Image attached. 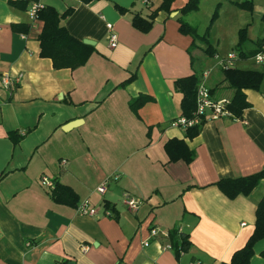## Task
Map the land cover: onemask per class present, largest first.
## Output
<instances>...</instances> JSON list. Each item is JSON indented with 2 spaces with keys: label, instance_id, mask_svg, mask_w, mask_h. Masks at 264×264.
I'll return each mask as SVG.
<instances>
[{
  "label": "crops",
  "instance_id": "crops-1",
  "mask_svg": "<svg viewBox=\"0 0 264 264\" xmlns=\"http://www.w3.org/2000/svg\"><path fill=\"white\" fill-rule=\"evenodd\" d=\"M40 1L59 13L72 8L66 28L94 41L95 50L80 67L55 68L40 56L43 22L29 18V0H0V74H23L12 90L0 85V264L230 261L252 234L264 195V178L234 198L217 184L264 167V67L249 59L264 36V0H215L224 7V52L179 31L180 20L198 28L199 9L179 12L188 0H173L169 13L158 11L148 32L134 28L132 17H148L161 0ZM244 1L248 7L238 4ZM107 23L117 35L114 47ZM20 24L28 31L13 29ZM231 50L241 55L232 68L263 73L260 87L243 90L249 105L240 117L205 119L189 138L171 124L181 113L174 82L193 74L199 79L208 67L213 96L231 99L234 91L216 65V56ZM139 94L151 99L135 113L129 101ZM76 118L83 122L62 130ZM171 138L185 141L190 162L169 159L164 145ZM114 174L117 180L110 179ZM43 175L70 186L78 202L87 199L98 213L82 216L75 206L55 202ZM105 180L101 194L96 187ZM126 192L141 200L136 211L122 202ZM103 203L111 216L103 215ZM183 234L191 244L177 257L167 245ZM253 250L250 264H264V238Z\"/></svg>",
  "mask_w": 264,
  "mask_h": 264
},
{
  "label": "trees",
  "instance_id": "trees-1",
  "mask_svg": "<svg viewBox=\"0 0 264 264\" xmlns=\"http://www.w3.org/2000/svg\"><path fill=\"white\" fill-rule=\"evenodd\" d=\"M81 1L91 2L94 0ZM172 1L173 0H161L159 6L153 10L148 17L135 14L131 20L132 26L141 32H148L152 28L154 16L158 11H165L166 13L171 12L170 6ZM199 2L200 0H188L179 9V12L181 14H186L198 10ZM10 3L16 5L17 1H11ZM238 4L248 7L246 1L239 2ZM118 8L120 11H124L122 7ZM71 12L72 8H68L64 12L59 13L53 6L44 5L37 13V18L43 22V27L39 35V53L42 57L50 58L55 68L75 69L80 67L86 63L95 50L92 45L86 44L83 40L73 36L66 28L64 20ZM215 15L216 11L213 17H215ZM13 29L15 31L27 32L29 25H13ZM179 31L183 34L198 35L196 28L184 20H180ZM243 31V29L240 30V42L243 39ZM206 51L211 53L210 47L207 48ZM223 74L224 81H226L227 85L234 91L228 107L235 117H240L244 108L249 105L243 90L247 88L259 89L263 79V73L255 69L229 68L223 70ZM133 78L134 74H131L128 78L123 80L120 85L125 86ZM197 82L198 77L195 74L175 80V88L182 93L180 116L186 118H191L193 116L196 106L195 95ZM150 99L151 98L145 94H139L129 101V106L132 111L136 113L137 109ZM203 121L198 125L186 127L187 137H195L199 133L200 125ZM164 146L169 155V159L172 161L184 159L186 162H190L193 158L192 151L188 149L183 139L171 138ZM263 178L264 167L246 176L220 179L217 181V184L227 197L234 198L239 194L248 195ZM48 192L51 198L57 203L70 206H76L78 203L77 194L70 186L64 183L56 181L54 187ZM174 232H176V230ZM262 238H264V195L259 200L256 207V219L252 234L243 247L233 252L230 261L221 264H250V258L254 252L253 247L255 243ZM190 244L186 234L182 235L181 240L175 239L171 242L172 249L177 257L179 252L181 250H187Z\"/></svg>",
  "mask_w": 264,
  "mask_h": 264
},
{
  "label": "built area",
  "instance_id": "built-area-1",
  "mask_svg": "<svg viewBox=\"0 0 264 264\" xmlns=\"http://www.w3.org/2000/svg\"><path fill=\"white\" fill-rule=\"evenodd\" d=\"M29 8L28 14L29 18L34 21L37 19L38 11L44 6V4L40 0H29ZM142 3L147 4L148 0H141ZM107 28L110 30V34L108 37L109 45L114 47L116 45L117 35L113 31L112 24L107 23ZM241 59V55L236 50H231L227 56H216V65L220 67L222 70H226L235 66V62ZM249 59L253 62L254 65L259 67H264V36L258 46L257 50L249 57ZM212 69L209 68L202 72L201 76L198 79L197 87H196V95H195V110L193 112V116L191 118H186L184 116H178L175 118L171 124L178 127H189L193 125L200 124L205 119H217L220 117H235L231 110L229 109L230 98L220 97L216 98L213 96L211 88L207 84V78L210 76ZM23 74L21 72H17L14 74H10L8 72H4L0 74V85L8 90H12L17 87L21 80ZM119 174H114L110 177V179L117 180L119 178ZM109 179V180H110ZM109 180H105L100 183L96 190L99 193H104L107 187V183ZM41 183L50 190L54 187V183L51 179L46 176H41ZM122 202L128 207L131 211H136L141 204V200L130 195L128 192L124 193ZM103 209V215L111 216L112 210L107 207L105 203L100 206ZM76 212L82 216H95L98 213V207L91 205L87 199H83L77 203L75 206ZM156 230L151 229V235H155ZM144 244H148L145 242ZM168 249H171V244L167 245ZM187 264H203L199 259L190 260Z\"/></svg>",
  "mask_w": 264,
  "mask_h": 264
},
{
  "label": "rangeland",
  "instance_id": "rangeland-1",
  "mask_svg": "<svg viewBox=\"0 0 264 264\" xmlns=\"http://www.w3.org/2000/svg\"><path fill=\"white\" fill-rule=\"evenodd\" d=\"M198 9L200 14L197 17L198 28H196L199 34L196 37V43L206 47L207 43L209 44L211 42L214 47L218 48L219 46L221 51L224 52V7L221 8V5L215 0H206L203 2L202 6L199 2ZM215 11L216 15L213 17ZM220 56L223 57L224 54ZM200 65H203V62ZM207 69L209 68L207 67ZM218 73H220V71H218ZM219 75L221 76V73Z\"/></svg>",
  "mask_w": 264,
  "mask_h": 264
},
{
  "label": "water",
  "instance_id": "water-1",
  "mask_svg": "<svg viewBox=\"0 0 264 264\" xmlns=\"http://www.w3.org/2000/svg\"><path fill=\"white\" fill-rule=\"evenodd\" d=\"M175 12H173L174 14ZM83 42L89 45H94V41L90 40V39H83ZM83 122L82 118H76V119H72L70 121H67L66 123H64L62 125V130L64 131H68L70 129H72L73 127H76L78 125H80Z\"/></svg>",
  "mask_w": 264,
  "mask_h": 264
}]
</instances>
